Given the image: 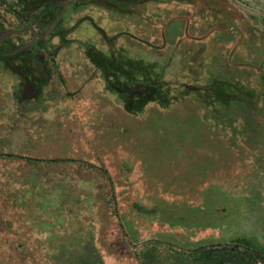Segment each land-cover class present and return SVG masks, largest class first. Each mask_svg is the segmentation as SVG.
Returning <instances> with one entry per match:
<instances>
[{"label": "rangeland", "instance_id": "374dc122", "mask_svg": "<svg viewBox=\"0 0 264 264\" xmlns=\"http://www.w3.org/2000/svg\"><path fill=\"white\" fill-rule=\"evenodd\" d=\"M28 1L0 7L6 27L53 38L26 47L46 56L32 74L0 58V264H194L193 249L246 240L264 250V0H217L219 23L148 0L160 29L130 31L108 24L114 9L73 1L64 42L51 31L69 0ZM123 54L138 60L135 79L119 77Z\"/></svg>", "mask_w": 264, "mask_h": 264}, {"label": "crops", "instance_id": "0c3cea01", "mask_svg": "<svg viewBox=\"0 0 264 264\" xmlns=\"http://www.w3.org/2000/svg\"><path fill=\"white\" fill-rule=\"evenodd\" d=\"M74 1H76V0H74ZM147 1L148 0H141L140 2L139 1H137V2L136 1H128L127 4H120L119 3V4L116 5V4H112V3H105V4L98 3L97 0H96L95 2L97 4H99V5H96V4H94V5H95V7H98L99 6L98 8H100V9H114V11H116V13H117L116 14V17H115V19L114 18L113 19L111 18V20H110V22L108 24H112V23H115L116 24V23H121V22H123L124 24L126 23L125 24V26H126V30L125 31H130L129 29H132V28H129L128 26H130L133 23L135 25H138V26H143V21L146 24L148 22L155 29L159 25V23L161 21H159V20L156 21L157 19L153 18L152 16L150 17V16L147 15V13H148L149 15L157 16L158 13L157 12L154 13V11H155L154 8H152V7H150V8L149 7H146L145 8L146 11L143 12L144 5L147 6L146 5L147 4L146 3ZM172 1H173V5L174 6H177V3H176L177 1L176 0H172ZM72 2L73 1L69 2L68 4H73ZM95 2H92V4L95 3ZM184 3L187 5L186 8H189L190 7L191 10L194 8L195 13L199 14V16H201V17H203V15L207 16L206 18L203 17L205 22H206V20H208V18L212 22L215 21V20L217 21L215 23H219L220 22V20L217 17L219 16V14H221L222 7L217 3V0H193V1L192 0H179V3L178 4H184ZM68 4H67V6H68ZM85 4L86 5L87 4H91V2H85ZM173 5H172V7H168V8H170V10H171L174 7ZM10 6L15 7V8H19V10L17 12H21V13L24 10L31 8V4H29V1L28 0H13V1H10V0H0V7L2 9L6 10L7 12L14 14L13 9H15V8L12 9ZM67 6L62 10V13L59 15V17L67 9ZM108 6H111V7H108ZM128 6H131V8L126 9V7H128ZM69 8H68V10H70ZM151 10H154V11L151 12ZM126 14H131L132 16L138 14V16L140 18V23L137 22V20L132 19V18L129 19V20H127V17L125 16ZM66 15L67 14L64 15V19H65V16ZM144 15L147 16V17H144ZM167 15H168V13H167ZM163 16L164 15H161V17H163ZM1 17H2V14L0 15V45H3V43L6 41V39H8L9 41L13 42V41H16L17 38H21V34L25 33L23 31L24 26H23L22 20L19 18L21 20L20 23H22V26L21 27L7 28L6 25H5L6 20L4 18L2 19ZM201 17L199 18V20H201ZM147 18H148V21H147ZM56 20H57V22L55 23V27L52 28V31L51 32L54 33L55 31L61 29L62 31H60V37L63 40V42L64 41H67L68 40L67 39L68 35L71 34V33H73L76 30V27L64 28V27H62V24H63L64 21L62 20L63 22H61V19L60 18H58ZM93 23H92V25H93V27H95L96 24H95V21L94 20H93ZM146 24H144V26ZM153 28H151V29H153ZM53 29H55V30L53 31ZM159 29L160 28H158L157 30H159ZM98 31H99V34H101V37H103L105 39V41H106L107 44H110V43L112 44V42L115 41L114 40V36H109L108 33H106V31L104 30V28H100L99 27L98 28ZM139 34H141V33H139ZM43 36L44 37H42L41 39L44 40V38H45L46 41H49V40H51V38H53V37L48 36L47 33H44ZM168 42L169 41L166 42V46L171 47V48H169V50L170 51H173V49L175 47H177L176 46L177 43H176V45H173V44L168 43ZM88 44L90 46V44H92V43H88ZM178 46L180 47V44ZM92 47H97V46L94 44ZM124 55L125 54H123V56ZM111 58H112V60H114V56L113 55H111ZM45 59H46V56H44V55H40V56H36V57H31L29 55V57L27 58V60H29V62H31L32 65L34 63H36V62L45 63L46 62ZM92 59L94 60V63H95L94 65H96L97 64L96 58L93 56ZM125 59H126V61H124ZM125 59L124 60H121L120 59L121 62H123V64H121V66L119 68V71H118L119 77L120 78H124V79H135L136 78V71L134 69L137 68V67L131 65L130 61H134L137 64L138 60L135 61L133 59H130L126 55H125ZM112 60L109 57L104 56V65H105V67L107 66V68L109 70V73H108L109 75L107 77L105 76L104 77L105 79L108 78V77H110V79H112L111 70L115 66ZM17 66L18 67H21L20 65H17ZM180 66L181 67H184L183 65H180ZM11 67H12V70L13 71H15L16 69L17 70H20V71H17V70L15 71L16 73H19V74H24L25 71L29 72L28 69H31L32 68L30 65L25 66L24 69L23 68L22 69H18L16 67V65L15 66H12L11 65ZM175 70L178 71V72H181V69L180 68H177ZM20 76H22V75H20ZM41 78H42V80L44 82L43 85H45L46 84V81H47L46 74H43ZM111 81L112 80H109L110 83H111ZM236 89H237L236 84H232V86H230V88H227L226 90H228V91H230V90L234 91ZM224 90H225V88H224ZM219 91L222 92L221 90H219ZM131 95L132 94L130 93V96ZM131 99H132V97H131Z\"/></svg>", "mask_w": 264, "mask_h": 264}, {"label": "trees", "instance_id": "16d2710c", "mask_svg": "<svg viewBox=\"0 0 264 264\" xmlns=\"http://www.w3.org/2000/svg\"><path fill=\"white\" fill-rule=\"evenodd\" d=\"M97 55L98 54H95L93 56L96 58ZM107 73H109V70L107 71ZM108 75L109 74H107L106 77ZM106 80L112 79L108 77L106 78ZM227 88L230 87L222 86L220 90L228 92V90H226ZM218 93L222 94V92L220 91ZM129 109L134 110L133 107H130ZM243 242L244 245L219 244L200 246L196 249L191 250L189 252V257L191 259V262L194 264H264V250L259 249L250 241L246 240Z\"/></svg>", "mask_w": 264, "mask_h": 264}, {"label": "flooded vegetation", "instance_id": "af4514ba", "mask_svg": "<svg viewBox=\"0 0 264 264\" xmlns=\"http://www.w3.org/2000/svg\"><path fill=\"white\" fill-rule=\"evenodd\" d=\"M71 1V0H70ZM96 0H76L75 1V3L77 2H95ZM128 1H141V0H97V2L98 3H102V4H105V3H112V4H127L128 3ZM96 3V2H95ZM95 3H93V4H95ZM64 8H65V6H64ZM62 13V12H61ZM60 13V14H61ZM59 14V15H60ZM59 15L57 16V18L56 19H58L59 18ZM24 26V28H23V31L24 32H27V31H29V32H31V36H32V40H31V42H29L28 44H26L27 42H25V43H23V44H21L20 46H16V45H10L9 47H7V48H1L2 46L0 45V58H2V59H5L6 61H4V62H6L7 64H8V66L10 67L11 65L12 66H15L16 65V63H17V65H20L21 67H18L17 65H16V67L18 68V69H24V67L25 66H28V65H30L31 67H32V64H31V62H29V60H27V58L29 57V55L28 54H26V47L27 46H29V45H38L39 44V41L41 40V36H43V35H41V34H39V33H36L35 31V29H37V28H34L33 27V25L30 27V29H28L27 27H26V25H23ZM12 43V42H11ZM3 46H6L5 44H3ZM28 48H31V46L30 47H28ZM31 56V55H30ZM32 57V56H31ZM21 63V64H20ZM12 68V67H11ZM14 68V67H13ZM33 69V68H32ZM17 70V69H16ZM15 70V71H16ZM29 70H31V69H28V71ZM17 71H20V70H17ZM25 73H29V74H32L30 71L29 72H27V71H25ZM37 85H41V86H43V84H44V82H43V80L40 78V77H38L37 78ZM35 84V83H34Z\"/></svg>", "mask_w": 264, "mask_h": 264}, {"label": "water", "instance_id": "95a60500", "mask_svg": "<svg viewBox=\"0 0 264 264\" xmlns=\"http://www.w3.org/2000/svg\"><path fill=\"white\" fill-rule=\"evenodd\" d=\"M71 1H74V0H71ZM71 1H68V2L65 4V7H66L67 4H68L69 2H71ZM234 1L237 2L238 4L242 5V6H245V7H247V8H251V7H249L248 4L244 3V2L241 1V0H234ZM46 33H48V30L46 31ZM41 37H44V36H41Z\"/></svg>", "mask_w": 264, "mask_h": 264}]
</instances>
